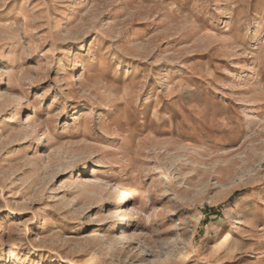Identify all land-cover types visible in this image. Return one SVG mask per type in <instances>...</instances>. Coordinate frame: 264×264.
Returning <instances> with one entry per match:
<instances>
[{"label":"rangeland","instance_id":"374dc122","mask_svg":"<svg viewBox=\"0 0 264 264\" xmlns=\"http://www.w3.org/2000/svg\"><path fill=\"white\" fill-rule=\"evenodd\" d=\"M196 263L264 264V0H0V264Z\"/></svg>","mask_w":264,"mask_h":264},{"label":"bare ground","instance_id":"6f19581e","mask_svg":"<svg viewBox=\"0 0 264 264\" xmlns=\"http://www.w3.org/2000/svg\"><path fill=\"white\" fill-rule=\"evenodd\" d=\"M17 117H18V115H17ZM236 245H237V243H236ZM197 264V263H196Z\"/></svg>","mask_w":264,"mask_h":264}]
</instances>
